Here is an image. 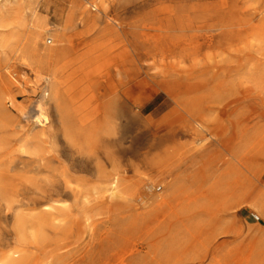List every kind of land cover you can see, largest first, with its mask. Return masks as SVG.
I'll return each instance as SVG.
<instances>
[{"label": "rangeland", "instance_id": "374dc122", "mask_svg": "<svg viewBox=\"0 0 264 264\" xmlns=\"http://www.w3.org/2000/svg\"><path fill=\"white\" fill-rule=\"evenodd\" d=\"M125 1L0 0V72L4 74L0 90L8 87L21 94L18 102H31L32 108L39 103L40 94L34 92L43 91L45 82L31 69L36 58L28 42L36 19L45 24L36 35V50L51 53L95 24L107 27L122 18ZM222 1L214 0L216 6ZM227 2L226 49L205 50L199 57L207 66L223 60L226 74L220 79L226 82L225 92L235 91L238 83L245 97L223 115L227 130L222 141L212 142L208 133L197 135L192 129L196 123L192 124L163 90L142 102L121 105L116 122L123 143L140 150L147 161L161 162L168 171H151L149 164L131 171L116 190L112 211L101 206L75 242L55 255H31L27 264H152L154 259L153 264H190L180 259L202 256L208 250L214 254L196 264H254L257 258L264 264V0ZM106 49L111 56L125 53L117 42ZM102 51L97 57L92 55L90 70L96 74L108 57ZM58 75L63 89V77ZM211 75L201 77L210 86L216 83ZM93 94L92 86L84 88L79 104L97 107L99 101ZM51 106L52 123L57 126L58 117ZM180 130L187 132L173 135ZM167 132L172 134L167 136ZM202 145L203 150L194 156L193 149ZM232 152H236L235 158ZM70 154L67 148L69 164L73 162ZM74 164L78 175L91 179L90 185L97 184L78 160ZM202 175L207 181L202 190L207 198L200 197L198 178ZM187 205L198 210L191 211L194 217L184 228L177 220L190 214L183 212ZM123 209L132 219H120L119 210ZM142 242L143 252L138 254Z\"/></svg>", "mask_w": 264, "mask_h": 264}, {"label": "bare ground", "instance_id": "6f19581e", "mask_svg": "<svg viewBox=\"0 0 264 264\" xmlns=\"http://www.w3.org/2000/svg\"><path fill=\"white\" fill-rule=\"evenodd\" d=\"M214 3L126 0L121 6L122 18L112 20L107 27L93 25L54 53L36 50V35L45 24L40 19L34 21L28 42L36 58L31 69L45 82L43 91L34 92L40 94V101L32 108L31 102H18L21 94L8 87L0 90V264H27L31 255L58 254L93 223L101 206L112 211L116 190L131 171H139L144 164H149L151 171H168L161 162L147 161L140 150L123 143L124 135L117 130L116 122L121 105L142 102L163 90L190 122L196 123L192 129L197 135L208 133L212 142L222 141L227 130L223 115L245 97L238 83L235 91L225 92L226 82L220 79L226 74L223 60L207 66L199 59L205 50L226 49L228 2L224 0L219 6ZM112 42L122 45L125 53L111 56L106 48ZM101 48L108 57L96 74L90 70L92 55ZM148 61L152 62L145 63ZM59 73L63 89L57 79ZM209 73L216 81L212 86L201 79ZM0 81H4L2 72ZM88 86L94 88L93 97L99 101L93 109L79 104ZM51 104L58 117L57 126L52 123ZM203 147L194 148V156ZM67 148L71 150V164L66 159ZM84 149L88 153L83 154ZM231 155L235 158L236 152ZM76 160L97 184L90 185L91 179L76 173ZM198 181L200 197L207 198L202 191L207 183L205 176ZM192 210L187 205L183 212L190 214L177 220L184 228L194 217ZM125 212L119 210L120 219H132ZM139 248L141 254L143 242ZM213 254L208 250L202 256H187L180 261L202 263ZM259 261L257 258L253 263Z\"/></svg>", "mask_w": 264, "mask_h": 264}, {"label": "built area", "instance_id": "2783aa9c", "mask_svg": "<svg viewBox=\"0 0 264 264\" xmlns=\"http://www.w3.org/2000/svg\"><path fill=\"white\" fill-rule=\"evenodd\" d=\"M48 43H51V41H48Z\"/></svg>", "mask_w": 264, "mask_h": 264}]
</instances>
